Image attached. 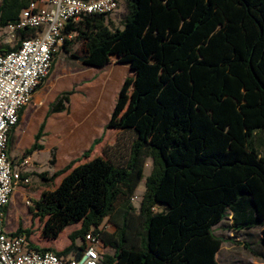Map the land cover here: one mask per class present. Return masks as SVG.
I'll list each match as a JSON object with an SVG mask.
<instances>
[{
    "label": "trees",
    "instance_id": "1",
    "mask_svg": "<svg viewBox=\"0 0 264 264\" xmlns=\"http://www.w3.org/2000/svg\"><path fill=\"white\" fill-rule=\"evenodd\" d=\"M30 1L1 0L0 27L15 22ZM111 15L84 16L65 33L83 45L85 65L113 57L135 70L133 95L128 79L104 127L132 130L135 139L122 165L104 156L89 159L102 135L55 173L65 174L61 188L36 203L42 237L56 240L81 223L57 254L79 255L84 243L77 239L93 231L114 250L101 264H219L224 240L214 228L230 217L234 231L260 227L264 247V154L255 146L256 135L264 134V0H125L120 27ZM34 36L26 31L21 37ZM180 73L187 92L175 85ZM72 94L62 92L50 104L27 156L43 149L48 118L68 111ZM82 158L89 160L76 165ZM149 159L137 208L132 200ZM116 217V229L100 230ZM17 235L30 240L31 231L20 226Z\"/></svg>",
    "mask_w": 264,
    "mask_h": 264
},
{
    "label": "rangeland",
    "instance_id": "2",
    "mask_svg": "<svg viewBox=\"0 0 264 264\" xmlns=\"http://www.w3.org/2000/svg\"><path fill=\"white\" fill-rule=\"evenodd\" d=\"M1 2V0H0ZM125 13V0H120L118 9L111 15L115 19L113 25L120 27V19ZM6 33V28L0 27V36ZM83 45L73 39L67 51L64 46L59 48L54 57V70L44 84L36 91L30 103L25 107L23 117L15 131L11 159L18 165L19 161L28 159L25 174L30 178L28 185H19L12 198L7 224L10 227L15 222V230L20 225L22 229L31 231L30 242L39 248H49L55 252L62 251L70 242V234L81 227V223L67 228L58 239L47 240L42 237L44 221L35 216L38 212L36 203L44 204L53 193L61 188L65 174L54 177L55 173L63 169L73 158L81 157L89 147L93 136L102 140L92 151L90 158L104 156L117 165L124 164L130 153V147L135 139L132 130H117L109 127L119 93L126 81L129 95H133L137 82L136 72L127 63L116 58H108L105 62L94 66L83 63ZM168 69V68H167ZM164 79L171 82V75L164 72ZM175 85L187 92L189 83L184 74L174 77ZM73 90L70 102L66 104L68 111L52 114L39 143L43 149L27 156L26 151L34 143V137L42 123L50 104L65 91ZM130 96V97H131ZM255 143L258 154H264V135L256 137ZM89 159L82 158V163ZM152 169V161L147 160L145 178L140 183L132 200L139 208L145 193L146 177ZM45 174L42 178L40 175ZM120 218L105 220L102 227L108 230L116 229ZM230 220L214 228V233L223 238L224 243L218 254L220 264H264V247L261 242V228L244 231H234L230 227ZM105 230V233L108 232ZM84 240L77 239L82 245ZM113 255L112 248H106L104 255Z\"/></svg>",
    "mask_w": 264,
    "mask_h": 264
},
{
    "label": "built area",
    "instance_id": "3",
    "mask_svg": "<svg viewBox=\"0 0 264 264\" xmlns=\"http://www.w3.org/2000/svg\"><path fill=\"white\" fill-rule=\"evenodd\" d=\"M120 0H31L18 19L7 25L0 37V264H101L104 250L100 234L89 231L77 256H61L55 251H37L26 235L13 236L4 228V210L17 187L28 185L24 168L28 159L14 167L9 156V138L43 80L52 70L55 54L66 41L70 22L95 14H113ZM26 31L34 37L22 38ZM7 47L8 49H5ZM101 231L108 230L100 227Z\"/></svg>",
    "mask_w": 264,
    "mask_h": 264
},
{
    "label": "crops",
    "instance_id": "4",
    "mask_svg": "<svg viewBox=\"0 0 264 264\" xmlns=\"http://www.w3.org/2000/svg\"><path fill=\"white\" fill-rule=\"evenodd\" d=\"M113 20H115L114 18H113ZM1 37V36H0ZM5 49H8L7 47H4ZM23 117V116H22ZM17 129V128H16ZM16 129L14 130V132H13V136L15 135V131H16ZM261 133H258L257 135H256V137L257 136H259ZM262 135H264V134H262ZM256 137H255V139H256ZM95 138H97V136L95 135V136H93L92 138H91V142H90V144H89V147H90V145L92 144V142H93V140L95 139ZM255 146H256V148L258 149V147H257V145H256V143H255ZM88 147V148H89ZM87 148V149H88ZM86 149V150H87ZM85 151V150H84ZM83 151V152H84ZM11 154H12V152L10 151L9 152V156H10V159H11ZM34 154V153H33ZM79 158V157H78ZM71 160H74L73 158L71 159ZM70 160V161H71ZM11 161H12V163H13V165H14V167H17V166H19V164L21 163V161H19V163H18V165H16L14 162H13V160L11 159ZM69 161V162H70ZM30 167L31 166H26V168H25V170L27 171V170H29L30 169ZM11 203H12V200H11V202H10V204L5 208V210H4V228H5V230H6V232L8 233V234H10V235H13V233H15L16 231H17V229L20 227V225L18 226V228L16 229V231L15 232H13L14 230H15V222H14V224H12L10 227L8 226V224H7V218H8V214H9V211H11V213H12V215L14 216V214H13V212H12V210L10 209V205H11ZM229 219H230V217H229ZM228 219V220H229ZM244 231V230H243ZM79 245V244H78ZM222 249V248H221ZM219 254V253H218ZM217 260H218V263H219V259H218V255H217ZM220 264V263H219Z\"/></svg>",
    "mask_w": 264,
    "mask_h": 264
}]
</instances>
